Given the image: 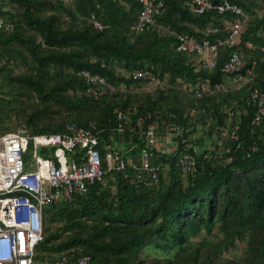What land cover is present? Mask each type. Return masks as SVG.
I'll return each mask as SVG.
<instances>
[{
  "label": "trees",
  "instance_id": "1",
  "mask_svg": "<svg viewBox=\"0 0 264 264\" xmlns=\"http://www.w3.org/2000/svg\"><path fill=\"white\" fill-rule=\"evenodd\" d=\"M210 1L218 4L222 0ZM228 1L250 15L233 49L243 60L242 75L250 71L253 78L238 89L231 84L228 86L229 77L221 71L231 52L227 46L219 48L216 67L212 71L199 69L195 55L175 49L179 34H187L197 40L227 36L225 31L212 35L209 30L212 26L223 28L224 22L234 20L232 15L219 16L214 11L197 15L187 0H150L153 8L161 4L154 24L140 31H132L130 27L136 23L141 8L136 0L121 3L88 0L90 8L87 12L85 10L84 16L68 9L71 0L70 4H64L62 0H1L0 14L5 22L12 25V29L0 30V75L5 72L10 83L15 82L24 89L34 88L37 94H46V97L78 114V117L66 120L45 122L42 127H37L38 117L30 114L24 124L29 132L36 135H70V125L89 128L93 124L100 153L111 149L126 163L125 170L107 172L100 181L90 185L85 194L75 196L69 202L49 206L48 210H52L53 206L63 205L62 212L69 221L62 229L51 234L45 230L46 208L42 219L43 238L35 252L39 248L75 252L77 246H87L85 251L75 254L88 256L91 264H172L170 260L157 258L148 262L142 259L134 261L133 255L147 242L149 234H167L169 241L182 245L188 242L186 236L190 232L191 236L197 237L202 227L210 230L216 217L224 219L231 216L237 223L257 218L264 228V175L257 174V170L264 166V116L258 123L252 124L256 108L247 101L251 90L264 88V14L261 16L255 12L259 0ZM54 3L62 9L64 19L68 15L71 17V24L67 28L61 29L56 25L55 12L45 16L44 10ZM125 6H129V10L126 11ZM92 16L102 23L104 29L93 27ZM208 25L211 26L205 32L204 27ZM35 34L39 36L38 41L35 40ZM15 42L23 50L26 49L36 62L32 69L37 73L36 76L11 75L10 55H20L24 59L20 48H13ZM114 62L119 67L117 70V65L113 66ZM54 66H59L60 72L67 69L71 72L64 74V81L59 86L54 85L44 93L41 81L49 76L48 69ZM134 68H148L160 79L168 77L173 83L180 82L183 90L195 100L193 109L197 113L196 118L215 116L222 105L227 104L226 99H231V106L226 109L232 110L229 118L234 123L231 129L238 126V131L236 140L225 139L229 140L231 146L228 162L222 156L213 155L209 149L199 150L194 148L195 145L187 144V137L194 132V128L190 131L186 122L187 118L194 117L193 112L183 116L181 108H171L162 116V107L157 100L148 101L146 107L131 103L136 98L135 89L140 85H151L133 79L130 71ZM82 70L99 74L116 90L98 100L85 96V83L78 75ZM198 82H206L210 87L226 84L227 88L198 96L193 90ZM13 100L17 101V98ZM222 118V115L217 118V124L221 127L224 125ZM138 119H142L145 125L155 126L158 142L166 134L169 125L174 123L183 128L182 137L175 138L176 150L163 152L155 149L153 152L150 163L153 167H159L157 183L145 172H142L143 180L137 179L141 171L140 154L145 147V136L139 132ZM223 130L226 128H220V131ZM7 132L1 131L0 136ZM184 152L190 154L196 163L195 170L186 175H182L178 166V156ZM130 163H134L136 169ZM240 181L244 182L242 193L246 196L243 207L235 202L232 191L233 184ZM109 184H113L111 189H114L118 200L119 209L116 211L119 214L116 218L105 215V220H118L132 225L129 233L117 241L112 239L105 242L99 238L107 229L103 227L100 231L94 229L86 236L76 232L74 236L56 242L58 236L67 235L70 229L79 226L75 221L79 216H93L107 209L105 201L111 191ZM221 197L223 199L217 210L215 205ZM83 227L81 224L79 229ZM92 235H98V238ZM259 245L251 260L254 264H264V238ZM161 248L169 249L165 245ZM107 250L113 253L112 259L103 257L102 253ZM196 253L191 264H214L215 256H195Z\"/></svg>",
  "mask_w": 264,
  "mask_h": 264
},
{
  "label": "built area",
  "instance_id": "2",
  "mask_svg": "<svg viewBox=\"0 0 264 264\" xmlns=\"http://www.w3.org/2000/svg\"><path fill=\"white\" fill-rule=\"evenodd\" d=\"M140 5L137 21L130 27L132 31H140L144 27L153 25L158 8H153L150 0H136ZM191 9L197 15L214 11L219 16L232 15L234 20L224 22L223 28L212 27L209 33L214 35L225 31L227 36H218L212 40L203 38L197 40L187 34L177 35V52H189L198 58L199 69L212 71L216 67L218 50L227 46L231 49L224 61L221 71L229 77L233 88H241L253 78V73L242 75L243 60L239 53L234 51L236 38L243 26L248 23L250 15L244 12L237 4L222 0L213 4L210 0H187ZM68 4L69 0H62ZM1 6V0H0ZM93 27L104 29L99 21L91 17ZM10 31L12 25L5 22L0 14V30ZM1 63V61H0ZM79 77L85 83L84 93L87 97L98 100L106 94L113 93L116 87L110 84L99 74L88 70L79 72ZM133 79L159 85L161 79L148 68H134L130 71ZM227 88L226 84H216L210 87L206 82H198L194 86L196 95L211 91H221ZM247 101L256 108L252 124L258 123L264 116V88L251 90ZM229 117L232 110L228 111ZM139 132L145 136V147L140 154V172L137 179H142V172L150 176L154 183L158 182L159 167L151 165L154 150H163V140L167 138L173 150H176L175 138H181L183 128L171 124L166 134L158 142L156 129L153 124H146L142 119L137 121ZM71 134H31L26 126H18L0 136V264H36V246L43 238V216L49 206L66 203L75 196L85 194L90 185L100 181L103 176L112 170H125L126 163L121 156L108 149L102 154L98 150L99 140L96 137L92 124L89 128L70 125ZM223 130L222 138L227 136ZM238 126H234L228 135L231 140L237 139ZM31 146L33 162H24L23 152ZM163 147H160L162 146ZM48 149L49 153L37 154L38 148ZM130 166L136 169L134 163ZM178 166L182 175L195 170V159L184 152L178 156ZM77 251H61L55 256L53 264H91L86 255L76 256Z\"/></svg>",
  "mask_w": 264,
  "mask_h": 264
},
{
  "label": "rangeland",
  "instance_id": "3",
  "mask_svg": "<svg viewBox=\"0 0 264 264\" xmlns=\"http://www.w3.org/2000/svg\"><path fill=\"white\" fill-rule=\"evenodd\" d=\"M113 1L120 3L125 2V0ZM68 4H70V2H68ZM89 8L88 0H71V4L68 6V9L71 12L74 13V10H76L81 13V16H84L82 14H85ZM125 10H129V6H125ZM53 12L57 14L55 23L59 28L64 29L70 26L71 17L68 15L64 19L62 16V9L57 4L55 5V3L52 7L44 10L45 16L53 14ZM255 12L257 15L261 16L264 14V1L259 0ZM210 26L211 25L204 27L205 32H207V29H209ZM173 33L176 34L175 32ZM38 37L39 36L35 34L36 41H38ZM13 48H20L24 54V59H22L20 55L11 56L9 54L11 57L10 66L12 67L11 75L36 76L37 73L32 70L33 67L36 66V62L31 58L28 51L26 49L23 50L24 48L20 47L16 42L14 43ZM114 65H117V63L114 62L113 66ZM112 68L113 67H111V69ZM117 68H119L118 65L115 69L117 70ZM66 72L70 73L71 70L67 69L66 71L60 72L59 66H54L51 69L49 68V76L41 81L44 93L54 85L59 86L61 82L64 81V74ZM11 83L9 82L7 73L4 72L0 75V132L5 130L13 131L18 126L26 124L27 116L30 114L38 117L39 120L37 127H42L45 122L49 121H58L63 118L66 120L71 117H78V114L76 115L73 111L66 108V106H62L58 101L46 97V94L40 95L37 94L34 88L31 89L28 87L24 89V87L17 86L18 84L15 82ZM228 86H230V83ZM133 92L135 93L136 98L132 99L131 103L135 102L139 104V106L146 107L148 101L157 100L162 107V116L171 108H181L184 113L183 116H185L187 112H193L192 114H194V117L187 118L188 120L186 122V126L190 131L194 128V132L187 137V144L189 146L190 144H193L195 145L194 148L199 150L209 149V152L213 155L222 156V159L228 162L229 158L227 156L231 146H229V140L225 139L228 138L229 130L234 121H232L226 113L230 111L227 109L231 106V99H226L225 103L227 104L222 105L221 110H218V113H216L215 116L209 115L203 119L196 118L197 113L193 109L195 100L192 96H189L188 93L183 90L180 82L176 81V83H173L172 81H169L168 77L161 79V84L159 85H140ZM63 95H65V93H63ZM84 95L86 96L85 93ZM14 98H17V101L13 100ZM7 101L12 102L7 103ZM220 115L223 117V127L227 130L223 133L228 134L222 138L224 140L221 139L222 132L220 131V128L223 127L217 124V118ZM219 119H221V117ZM31 126L33 125L31 124ZM31 126L28 127L32 128ZM163 141L164 147L163 145L160 147H163V150H165L164 152L173 150L168 143L169 140L167 138ZM224 144L226 145L224 146ZM43 152L51 154V151L48 149H43L41 147L37 149L38 155H41ZM23 160L24 162H33L30 145H28V148L23 152ZM252 174V176H255L254 173ZM257 174L264 175V166L257 170ZM109 186L110 189L111 186L113 188V184H109ZM243 186L244 182L240 181L239 183L236 182L233 184L232 187V191L235 195V202L241 207H243V203L246 200V196L242 193ZM114 192V189H111L106 197L105 202L107 209L95 213L93 216H79V218L75 220L78 222L79 226L70 229L69 232L71 233L68 232L67 235H63L60 232L61 235L58 236L56 242L63 241L69 236H74L76 232L86 236V234H91L94 229L95 231H100L103 227H107V229L104 233L99 235V238L105 242L112 239L117 241L129 233L128 231L132 228V225L125 224L124 222L121 223V221L118 220H105V215L116 218L117 214H119V212L116 211L119 208L118 200ZM222 199L223 197H221L215 205L217 210L220 208ZM62 206L63 205L53 206L52 210H48L47 208L48 215L45 218V230L47 234L54 233L57 229H62V226L69 222L64 217L62 212L64 208H62ZM76 207L77 206H74V208ZM81 224H83L84 227L79 229ZM201 230L202 231L197 237L191 236L190 232L186 236L188 242H185L182 245H177L169 241L167 234H149L147 242L133 255V260L139 261L142 259L143 261L148 262L151 259L157 258L160 260H170L172 264H191V262L193 263L194 261V253L196 251L197 253L195 256H215L214 264H254L251 260L254 258L257 248L260 246V241L264 238V228L257 218H252L248 221L243 220L241 223H237L231 216L225 217L224 219L216 217L210 230L204 229L203 227ZM92 236L96 239L98 238V235ZM162 245L168 246L169 249L162 250ZM86 248L87 246H77L75 249L77 252H83ZM58 252L46 248H39V251L36 252L35 262L36 264H52V260ZM102 255L107 259H112L113 257V253L110 250L105 251Z\"/></svg>",
  "mask_w": 264,
  "mask_h": 264
},
{
  "label": "clouds",
  "instance_id": "4",
  "mask_svg": "<svg viewBox=\"0 0 264 264\" xmlns=\"http://www.w3.org/2000/svg\"><path fill=\"white\" fill-rule=\"evenodd\" d=\"M2 251V244L0 243V252Z\"/></svg>",
  "mask_w": 264,
  "mask_h": 264
}]
</instances>
